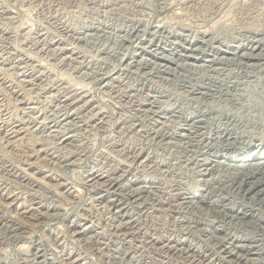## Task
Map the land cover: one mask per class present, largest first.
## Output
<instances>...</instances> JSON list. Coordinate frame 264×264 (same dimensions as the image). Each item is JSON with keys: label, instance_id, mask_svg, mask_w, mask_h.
<instances>
[{"label": "rangeland", "instance_id": "obj_1", "mask_svg": "<svg viewBox=\"0 0 264 264\" xmlns=\"http://www.w3.org/2000/svg\"><path fill=\"white\" fill-rule=\"evenodd\" d=\"M134 25L138 33L126 35ZM162 25L171 30V35L154 37ZM203 32L208 43L202 53L209 60L213 59L209 57L213 51L238 47L242 41L247 44L254 36L264 43V0H0V122L6 120L20 130L15 138L17 143L11 140L13 145L8 141V130L0 134V194L21 199L0 198V264H53L59 252L65 255L64 264H200L197 256L205 253L206 264H222L229 255L228 250L232 252L236 246L243 245L240 242L244 238L262 240L258 244L262 258L248 257L256 261L249 264H264V232L260 226L255 230L241 228L237 221L230 219L224 222L218 216L222 209L211 207L206 199L202 204L193 202L194 205H191L192 199L181 200V197L206 198L207 191H214L219 205L240 209L245 203L264 223V206H250L234 198L233 192L225 187L229 184L220 182L225 175L223 171L213 173L214 185L209 186L203 176V168L211 166L212 161L223 160L224 152L215 146L208 156L205 145L185 149L179 139L162 143L156 133L162 126L159 122L165 121L162 117L194 118L212 103L216 110H231L241 117L253 113L261 120L241 118L240 123L247 129H241L240 143L246 147L239 144L229 148L227 156L245 151L247 157L256 152L264 157V66L256 69V75L240 87L242 92L237 94L247 96L237 100L238 104L236 100L231 103L223 99L209 103L206 99L194 100L187 97V85L177 82L179 74L170 78L155 74L152 68L137 71L127 67L142 53V48L155 53L151 51L154 48L151 41L156 45L161 41L167 43L164 50L169 56L170 48L172 53H181V49L173 51L177 41L183 44V40L200 39ZM149 55L139 54L138 58L151 60L153 56ZM170 57L178 59L173 54ZM180 62L190 64L180 75L197 81L200 72L192 65L199 63ZM229 72L237 74V69ZM126 74L131 80L122 77ZM256 80L261 83H255ZM199 84H195V89L202 87ZM166 95L171 97L156 98ZM68 99L74 105L70 106ZM156 99L158 102L152 108ZM180 119H172L167 128L188 129ZM254 123L257 124L253 127ZM210 132L204 134L203 140ZM213 132L210 136L215 135ZM177 133L185 132L178 130ZM39 150L41 155L36 157ZM91 170L96 175L116 179L121 176L119 184L113 189L103 181L93 186L88 177ZM22 175L34 176L37 185L19 180ZM36 194L43 204L56 207L39 221L34 216L21 214ZM256 221L257 225L262 224ZM119 226L124 231H119ZM221 242L226 244L225 248ZM168 245L196 250L188 255L173 251L172 255ZM35 247L40 249L37 257L33 254ZM226 261L239 264L229 257Z\"/></svg>", "mask_w": 264, "mask_h": 264}, {"label": "bare ground", "instance_id": "obj_2", "mask_svg": "<svg viewBox=\"0 0 264 264\" xmlns=\"http://www.w3.org/2000/svg\"><path fill=\"white\" fill-rule=\"evenodd\" d=\"M25 1V0H24ZM206 1V0H204ZM32 2V1H31ZM60 2V1H59ZM196 2V1H195ZM247 2V1H246ZM164 3V1H163ZM209 3V2H208ZM191 4V2H190ZM253 4V3H252ZM148 6V5H147ZM188 7V6H187ZM239 7V6H238ZM200 8V7H199ZM203 8V7H202ZM206 9V8H205ZM209 9V8H208ZM187 10V9H186ZM210 10V9H209ZM227 10V9H226ZM238 10V9H237ZM215 11V10H214ZM2 12V11H1ZM188 12V11H187ZM57 13V12H56ZM122 14V13H121ZM199 14V13H198ZM101 15V14H100ZM227 15V14H226ZM235 15V14H234ZM233 15V16H234ZM186 17V16H185ZM199 17V16H198ZM184 21V20H182ZM189 21V20H188ZM220 22V21H219ZM237 22V21H236ZM231 23V22H230ZM67 24V23H66ZM161 25V24H160ZM192 25V24H191ZM128 26V25H127ZM206 26V25H205ZM208 29V28H207ZM171 31V30H170ZM169 30H167V27L165 25H162V26H159L157 31L154 33V37L155 36H162L165 34V36H167V34L171 35ZM190 31V30H189ZM17 32V31H16ZM179 32V31H178ZM193 32V31H192ZM191 32V33H192ZM136 33H138V29H137V26L134 25L130 31H128L126 33L129 34V35H135ZM190 33V34H191ZM199 33V32H198ZM213 33V32H212ZM152 34V33H151ZM194 34V33H193ZM196 34V32H195ZM176 36V35H175ZM188 36V35H187ZM192 36V35H191ZM199 36V35H198ZM206 32H203L200 34V39H193L191 40H183V44H181L182 42H173L177 45L176 49H173V51L175 52H180L179 54L177 53H172V51L170 49L169 52L171 53V55H166V52L164 50V46L167 45V43L165 44L164 42H160L158 43L157 45L155 43H153V41L150 42V45L151 47H154L153 49H151V51H154L155 50V53H150V51L147 50V48H142L143 51H141L142 53H138L136 57L133 58L132 62H129V64L127 65V67L129 69H134L136 68L137 71L140 69V70H143V69H148V68H152L154 73L156 74H159V76L161 75H165L166 77H170V76H176L177 74H179L177 78V82H184V86H186V88L188 89L187 90V97H192V99H206L207 102L208 101H213V102H217V100L219 99H223L225 100V102H228V103H231L233 101H237V100H240L243 99V98H246L247 94L245 96L243 94H237L238 91H241L242 90L240 89L241 86H243L244 83H246L245 81L246 80H249L250 78H252V75H254L256 72L255 70L256 69H263V66L264 64H261L264 58V43H263V40L261 41L260 39L259 40H256L255 36H254V39L253 40H250V42H248L247 44L244 43L243 41L238 45V47H233V46H228L226 48V50H223V51H216L214 52L213 51V54L209 57H213L212 60H209L208 59V56L207 54L205 53H202L206 50V43H208V40H206ZM258 36V34H257ZM77 37V36H76ZM129 37V36H128ZM164 37V36H163ZM168 37V36H167ZM165 37V38H167ZM189 37V36H188ZM187 37V38H188ZM212 37V36H211ZM264 37V36H263ZM130 38V37H129ZM153 38V37H152ZM216 38V37H215ZM125 40V39H124ZM152 40V39H151ZM86 42V41H85ZM127 42V40H126ZM159 42V41H158ZM219 43V42H218ZM188 45V47H187ZM200 45V46H199ZM95 46V45H94ZM220 46V45H219ZM144 47V46H143ZM150 47V46H149ZM195 47V48H194ZM94 48V47H93ZM222 48V47H221ZM181 49V50H180ZM183 49V50H182ZM225 49V48H224ZM178 50V51H176ZM180 50V51H179ZM61 51V50H60ZM59 51V52H60ZM209 51V50H208ZM48 52V51H47ZM199 52V53H197ZM123 53V52H122ZM150 54L151 57L153 56V58L151 60H149L150 58L148 56V58H143L145 54ZM37 54V53H36ZM142 55L143 57L141 59L138 58V55ZM173 56L174 57H178V59L176 58H171L170 56ZM149 55V56H150ZM64 56V55H63ZM43 57V56H42ZM139 59V60H136V59ZM204 58V60H203ZM176 59V60H175ZM84 60V59H83ZM124 60V59H123ZM201 61H203V64H200ZM180 61H184V62H192V63H199V65H192L195 70L199 71L200 73L199 74V78H197V81L194 79L193 81H189L188 79H191L190 77L188 76H181L180 72L181 71H184L185 69H187V67L190 65H182ZM124 63V62H123ZM224 67H227V68H232L231 70L232 71H235V69H237V74H234L232 72H229L231 70H226V68ZM115 70V69H114ZM192 70V69H191ZM193 70V71H195ZM112 71V70H111ZM127 71V70H126ZM130 71V70H129ZM149 71V70H148ZM257 71V70H256ZM113 72V71H112ZM117 72V71H116ZM153 73V72H152ZM110 74V73H109ZM145 74V72H144ZM193 74V73H192ZM195 74V72H194ZM214 74V75H212ZM258 74V73H257ZM84 75V74H83ZM256 75V74H255ZM147 76V75H146ZM155 76V75H154ZM263 76V75H262ZM126 79H128L129 77V74H126V76H122ZM120 77V78H122ZM131 77V76H130ZM129 77V79L131 80V78ZM141 77V76H140ZM153 76L151 75L150 78H152ZM180 77H183V79H181ZM188 77V78H187ZM100 78V77H99ZM120 78H117L118 80ZM148 78V77H147ZM155 78V77H154ZM171 78V77H170ZM175 78V77H174ZM175 78V79H176ZM6 79V78H5ZM28 79V78H27ZM123 79V78H122ZM163 79V78H162ZM188 81H187V80ZM256 79V78H255ZM264 80V77L262 78ZM115 80V79H114ZM125 80V79H124ZM134 80V79H133ZM154 82V79H152ZM170 80V79H169ZM192 80V79H191ZM232 80V81H231ZM235 80V81H234ZM237 80V82H236ZM260 80V78L258 79ZM262 80V81H263ZM158 81V80H157ZM175 81V80H173ZM234 81V82H233ZM241 81V82H240ZM261 81V80H260ZM256 80L255 83L257 84H260L261 82ZM6 82V81H4ZM163 82V81H162ZM165 82V81H164ZM170 82V81H169ZM172 82V81H171ZM176 82V83H177ZM200 83L199 85L202 86V87H199V88H196L195 89V84L197 83ZM260 82V83H259ZM10 83V82H8ZM129 83V82H128ZM127 83V84H128ZM158 83V82H157ZM173 83V82H172ZM179 83V84H180ZM123 85H126L124 84V82L122 83ZM160 84V83H159ZM169 84V83H168ZM171 84V83H170ZM263 84H264V81H263ZM121 85V84H120ZM143 85V84H142ZM176 85V84H174ZM8 86V85H7ZM144 86V85H143ZM183 86V85H182ZM256 86V85H255ZM159 87V86H157ZM142 88V87H141ZM264 88V87H263ZM119 89V88H118ZM140 89V88H139ZM143 89V88H142ZM120 90V89H119ZM148 91V90H147ZM146 91V92H147ZM150 91V89H149ZM232 91H234L235 93H232ZM11 92V91H10ZM40 92V91H39ZM122 92V91H121ZM127 92V91H126ZM157 92V91H156ZM263 92V91H262ZM31 93V92H30ZM132 93V92H131ZM69 94V93H68ZM72 94V93H71ZM81 94V93H80ZM85 94V93H84ZM83 94V95H84ZM148 94V93H147ZM161 94V93H160ZM121 95V94H120ZM134 95V94H133ZM28 96V95H27ZM73 96V94H72ZM66 97V96H65ZM64 97V98H65ZM84 97V96H83ZM171 96L170 95H166V96H163V97H156V98H170ZM180 97V96H179ZM178 97V98H179ZM264 97V96H263ZM63 98V97H62ZM77 98V97H76ZM80 98V97H79ZM85 98V97H84ZM82 98V99H84ZM128 98V97H127ZM131 98V97H130ZM249 98V97H248ZM73 99V98H72ZM72 99H68L66 100L67 103H70V106L71 105H74L72 104L73 103V100ZM187 99V98H186ZM153 100V99H152ZM205 100V101H206ZM263 100V99H262ZM80 101V100H79ZM178 101V100H177ZM189 101V100H188ZM204 101V102H205ZM158 100L156 99L155 101L152 102V108H155L153 107V105L156 106ZM162 102V100H161ZM255 104H256V101H254ZM65 103V102H64ZM63 103V104H64ZM160 103V102H159ZM189 103V102H187ZM202 103V102H201ZM209 103V102H208ZM219 103V102H218ZM242 103V102H240ZM84 104V103H83ZM86 104V103H85ZM133 104V103H132ZM138 104V103H137ZM178 104V103H177ZM212 103H210V105H207L205 111L203 113H201V115L199 116H196L194 118H188L186 116H182V115H179V116H175V117H167V118H161V119H164L165 121L163 122H159V124H161L162 126L159 127L157 130H156V133H158L160 135V138H161V141L162 143H164L165 141L167 140H178L179 139V142L180 143H184V146H185V149L186 147H191V146H195L197 148L201 147L202 145H205L204 148H206L207 150V154L208 156H210V153H211V147H215L217 146L218 148L217 149H220L224 152V159L222 160H216V161H212V164L210 166L207 165V167L203 168V172L205 171V174L203 176H206V179H207V182L209 183V186L210 184L212 185L213 182L215 181L214 179V175L213 173H220L221 174V171H223V179H220V182H223V183H227L229 184V186H225L227 187V190L229 191H232L233 194L236 196H234V198H239L240 201H244L246 202L248 205L250 204V206H254V205H262L264 206V157L262 155H257V152L255 155L253 156H245V151L244 152H241L239 153V151H237L238 153H233L231 156H227L229 153H230V150L229 148H232L236 145H239V144H242L240 143V141L242 140L241 136H240V131L241 129L244 127L246 128V125H243L240 123V120L242 121L241 118H243L244 120L249 119L250 120H253V121H256L254 120L253 118H257V120H260L259 118V115L257 114H253L251 113V116L248 117V115H246L245 117H241V116H238L239 114H236L233 113L231 110H225V111H219L216 110L214 108L213 105H211ZM237 104H238V101H237ZM245 104V103H244ZM4 105V104H3ZM161 105V103H160ZM176 105V104H175ZM180 105V104H179ZM178 105V106H179ZM182 105H183V102H182ZM240 107H241V104H239ZM131 106V105H130ZM129 106V107H130ZM140 106V105H139ZM172 106V105H171ZM200 106H202L200 104ZM238 106V105H237ZM236 106V107H237ZM30 107V106H29ZM78 107V106H77ZM85 107V106H84ZM149 107V106H148ZM180 107V106H179ZM205 107V106H204ZM225 107V106H224ZM38 108V107H37ZM69 108V107H68ZM250 108V107H249ZM252 108H255V107H252ZM76 109V108H75ZM247 109V107H246ZM34 110V109H33ZM179 110V109H178ZM244 110V109H243ZM147 111V110H146ZM150 111V110H149ZM155 112V110H153ZM162 111V110H161ZM169 111V110H168ZM245 111V110H244ZM243 111V112H244ZM9 112V111H8ZM158 112V111H157ZM189 112V111H188ZM192 112V111H191ZM195 112V111H194ZM193 112V113H194ZM249 112V110H248ZM246 112V113H248ZM148 114V112H146ZM183 112H181L182 114ZM191 113V114H193ZM260 113V112H258ZM77 114V113H76ZM155 114V113H153ZM174 114V113H173ZM150 115V113H149ZM169 115V114H168ZM175 115V114H174ZM261 115V114H260ZM84 116V115H83ZM151 116V115H150ZM160 116V115H159ZM166 116V115H165ZM192 116V115H191ZM161 117V116H160ZM185 117V118H184ZM263 117V116H261ZM22 118V117H21ZM175 118H178V119H183L184 120V123H186V126L188 127V129H176V130H170L168 129V124L167 123H172V119L174 120ZM187 118V119H186ZM201 118V119H200ZM160 119V118H159ZM160 119V120H161ZM180 119V120H181ZM186 119V120H185ZM205 119V123L203 120ZM263 119V118H262ZM23 121V120H22ZM21 121V122H22ZM102 121V120H101ZM159 121V120H158ZM261 121V120H260ZM177 122V121H176ZM183 122V121H182ZM71 123V122H70ZM191 123V124H190ZM245 123V122H244ZM248 123V122H247ZM245 123V124H247ZM259 123V121L257 122ZM257 123H254L253 124V127L255 124ZM23 124V123H22ZM75 124V123H74ZM158 124V125H159ZM175 124V123H174ZM178 124V123H176ZM183 124V123H182ZM260 124V123H259ZM25 125V124H24ZM249 125V124H248ZM125 126V125H124ZM132 126V125H131ZM170 126V125H169ZM182 127H185V125H181ZM251 126V125H250ZM248 126V127H250ZM27 127V126H26ZM173 127V126H172ZM256 127V126H255ZM243 128V129H244ZM262 128V127H261ZM124 129V128H123ZM129 129V128H128ZM247 129V128H246ZM245 129V130H246ZM264 129V128H263ZM4 130H8V134H6L8 136V141L10 140V143L12 142L11 140L17 138L19 135H20V130L15 127V126H11L10 123H8L6 120L5 121H2L0 122V134H2V132ZM178 130H183L185 133L181 134V133H177ZM27 131V130H26ZM172 131V132H170ZM208 131H211L210 133H214L213 131H215V135L214 136H210V133H209V137L205 140H203L202 137H204L206 133H208ZM260 131V130H259ZM64 132V131H63ZM247 132V131H246ZM245 132V133H246ZM250 132V131H249ZM253 132V131H252ZM255 132V131H254ZM244 133V134H245ZM253 134V133H252ZM251 134V135H252ZM257 134V133H256ZM4 135V134H3ZM246 135V134H245ZM244 135V136H245ZM248 135V134H247ZM260 135V134H259ZM251 137V136H250ZM249 137V138H250ZM253 137H255L253 135ZM248 138V139H249ZM252 138V137H251ZM4 139V138H2ZM20 139V138H18ZM17 139V140H18ZM68 140H64V142L68 143L67 142ZM138 141V140H137ZM16 142V139L15 141ZM13 142V143H14ZM71 142V141H70ZM70 142L68 145H70ZM160 142V141H159ZM177 142V143H179ZM8 145L7 147H11V145H13L11 143V145L6 142ZM17 143V142H16ZM168 144H170L171 142H166ZM166 143H165V146H166ZM246 143V142H245ZM58 144V143H57ZM173 144V142H172ZM15 145V144H14ZM18 145V144H17ZM164 145V144H163ZM243 147H246L244 146V144H242ZM241 145V146H242ZM161 146V145H160ZM180 146V145H179ZM110 147V146H109ZM167 148V147H166ZM171 148V147H170ZM184 148V147H183ZM216 148V147H215ZM257 148V147H256ZM8 149V148H7ZM21 149V148H20ZM59 149V148H58ZM188 149V148H187ZM196 149V148H195ZM35 150V149H34ZM184 150V149H183ZM243 149H241L242 151ZM7 151V150H6ZM9 151V150H8ZM12 151V150H11ZM62 151V150H61ZM71 151V150H70ZM262 151V150H261ZM36 157L37 156H40L41 155V150L39 151H36ZM189 152V151H187ZM198 152V151H197ZM76 153V152H75ZM128 153V152H127ZM190 153V152H189ZM213 153V152H212ZM264 154V150L262 152ZM17 154V153H16ZM43 154V153H42ZM200 154V153H199ZM194 155V154H193ZM198 156V155H197ZM195 156V159L196 157ZM262 156V157H260ZM133 157V156H132ZM184 157V156H183ZM191 157V156H190ZM111 158V157H110ZM187 158V156H186ZM200 158V157H199ZM205 158V157H203ZM1 159V158H0ZM58 159V158H57ZM134 159V158H133ZM188 159H190L188 157ZM186 159V160H188ZM47 160V159H46ZM114 160V159H113ZM200 160V159H199ZM245 160V161H244ZM66 161V160H65ZM61 162V161H60ZM72 162V161H71ZM207 162H208V159H207ZM187 163V162H186ZM242 163V164H240ZM41 164V163H40ZM71 164V163H70ZM207 164V163H206ZM183 165V164H182ZM120 166V165H119ZM149 166V165H148ZM176 167V166H175ZM201 167V166H200ZM203 167V166H202ZM107 168V167H106ZM200 169V168H199ZM93 170H91L89 172V182L95 186V184H99V182L103 181L104 184H106V186H108V188H115L117 187V185L119 184V181L121 178V176H116L118 177V179L114 178L113 176H103V175H96V172H92ZM202 171V170H201ZM108 172V171H107ZM117 172V171H116ZM175 173V172H174ZM201 173V172H200ZM18 174V173H17ZM16 174V175H17ZM103 174V173H102ZM115 174V173H114ZM112 174V175H114ZM125 174V173H124ZM132 174V173H131ZM177 174V173H176ZM27 175V174H26ZM34 175V174H33ZM110 175V174H109ZM153 175V174H152ZM15 176V175H14ZM24 175H22L23 177ZM214 176V177H213ZM17 177V176H16ZM19 178V180L25 182V183H28L30 184L32 181V183L30 185H37V180L34 179V176L33 178H30V177H23V178ZM32 177V175H31ZM110 177V178H109ZM209 177H212V180L211 179H208ZM36 178V177H35ZM106 178H108V180H105ZM38 179V178H37ZM205 179V181H206ZM218 179V178H217ZM209 180V181H208ZM206 182V183H207ZM231 182V183H230ZM34 183V184H33ZM102 183V182H101ZM205 183V182H204ZM47 184V183H46ZM62 184V183H60ZM145 184V183H144ZM203 184V183H202ZM222 184V183H221ZM226 184V185H227ZM214 185V184H213ZM58 186H60L58 184ZM103 186V185H102ZM1 187V186H0ZM3 187H4V184H3ZM32 187V186H31ZM98 187V186H97ZM147 188V186H145ZM207 187V186H206ZM205 187V188H206ZM8 188V186H7ZM59 188V187H58ZM209 189V188H207ZM211 189V187H210ZM209 189V190H210ZM224 189V188H223ZM225 190V189H224ZM8 191V190H7ZM138 191V190H137ZM141 191V190H140ZM207 191V190H206ZM61 192V191H60ZM111 192V191H110ZM153 192V191H152ZM214 192V191H213ZM213 192L211 193V191H207L205 196L206 198L203 196H196V197H189V198H183L181 197V200L183 201L184 199H192L191 200V203L193 202H197V203H201L202 204V201H204L206 199V201L209 200V205L211 207H214V208H220L222 209L221 211H219L220 215H218L220 218H223V221L226 222V219H230L231 222H235L237 221L239 224L238 226H241V228L243 227H248V228H253L256 230V228L259 227V229H261L260 231L261 232H264V223L261 222L262 220H260L261 218L257 217V215L255 216L256 213H254L253 209H251L250 207H247V205L244 203V204H241L240 205V209H237L236 207H231L229 209H226L223 206L219 205V202L218 200L216 201L217 199V195L213 194ZM231 192V193H232ZM2 193V192H1ZM6 193V191H5ZM9 193V192H8ZM35 193V192H34ZM69 195H75L74 192H68ZM116 193V192H115ZM135 193V192H134ZM230 193V192H229ZM14 194V192H13ZM46 195V194H45ZM19 196V194H18ZM40 196V195H39ZM39 196L36 195H32L31 196V199H29V206H26L25 210L23 213L21 214H24V215H31L32 217L34 216L35 220H41L43 218H46L45 216L49 215V211L51 210H54V208H56L55 206H50V205H45L43 204V202L41 201L42 198H40ZM44 196V195H43ZM68 196V195H67ZM129 196V195H128ZM221 196V195H220ZM14 197V196H12ZM12 197H10V195L8 194H0V198H4V199H11ZM16 197V201H19L21 200L20 197ZM14 197V198H15ZM24 197V196H23ZM66 197V196H65ZM70 197V196H69ZM200 197V198H198ZM22 198V197H21ZM138 198V197H137ZM163 198V197H162ZM25 199V198H24ZM27 199V200H28ZM149 199V198H148ZM172 199V198H171ZM175 199V198H174ZM224 199V197H223ZM226 199V198H225ZM236 199V200H237ZM26 200V199H25ZM95 200V199H94ZM116 200V199H115ZM178 200V199H177ZM24 201V200H23ZM152 201V200H151ZM230 201V200H229ZM1 202V201H0ZM227 202V201H226ZM236 202V201H235ZM147 203V202H146ZM161 203V202H160ZM186 203V202H185ZM3 204V203H2ZM23 205H27L26 203L22 202ZM107 204V203H106ZM184 204V203H183ZM187 204V203H186ZM232 204V203H231ZM10 205V203H9ZM114 207L116 208L115 204H113ZM149 205V204H148ZM175 205V204H174ZM191 205H194L191 204ZM2 206V205H1ZM11 206V205H10ZM37 206V207H36ZM104 206V205H103ZM106 206V205H105ZM104 206V207H105ZM154 206V205H153ZM199 206V205H198ZM228 206V205H227ZM232 206V205H231ZM122 207V206H121ZM150 207V206H149ZM3 208V207H2ZM114 208V209H115ZM154 208V207H153ZM191 208L195 209L193 206H191ZM18 209V207H17ZM183 210V209H182ZM198 210V209H197ZM214 210V209H213ZM261 210V209H259ZM258 210V211H259ZM113 211V210H112ZM118 212L121 211L120 209L117 210ZM116 211V212H117ZM181 211V210H180ZM114 212V211H113ZM149 212V211H148ZM218 212V211H217ZM260 212V211H259ZM18 213V212H17ZM261 213V212H260ZM23 215V216H24ZM114 215V214H113ZM212 215V214H211ZM264 215V214H263ZM18 216V215H17ZM44 216V217H43ZM260 216V214H259ZM5 217V216H4ZM4 217H2L1 219H4ZM31 217V218H32ZM95 218V217H94ZM110 218V217H109ZM5 219H8L5 217ZM257 219V221L261 222L262 224L261 225H257L255 223V220ZM122 220V219H120ZM140 220V219H139ZM201 221V220H200ZM217 221V220H216ZM256 221V222H257ZM6 222V221H5ZM9 223V222H8ZM114 223V222H113ZM200 223V222H199ZM221 223V222H220ZM15 224V223H14ZM126 225V223H124ZM141 224V223H140ZM222 226L224 223H221ZM2 225V223H1ZM220 225V224H219ZM225 225V224H224ZM227 225V224H226ZM232 225V223H231ZM12 226V225H11ZM10 226V227H11ZM114 226V224H113ZM112 226V227H113ZM192 226V225H191ZM221 226V225H220ZM32 227V226H31ZM134 227V226H133ZM118 228V227H117ZM126 228V227H125ZM164 228V227H163ZM231 228H234V226ZM19 229V228H18ZM116 229V228H115ZM114 229V230H115ZM128 229H131V228H128ZM191 229V228H190ZM224 229V228H223ZM119 231H124L122 228H120L119 226ZM218 230V229H217ZM220 230V229H219ZM12 231V230H11ZM14 232V231H13ZM117 232V231H115ZM217 232V231H215ZM222 232V231H219V233ZM258 232V230H257ZM76 233V232H75ZM127 233V232H125ZM124 233H122L123 236H126ZM130 233V232H129ZM136 233V232H135ZM16 234V233H15ZM79 234V232H78ZM113 234V233H112ZM189 234V233H188ZM128 236V235H127ZM138 236V235H137ZM253 236V235H252ZM255 236V235H254ZM263 236V235H262ZM118 237V236H117ZM136 237V236H135ZM223 237V236H222ZM126 238L122 239V243L125 241ZM152 239V238H150ZM121 240V239H119ZM136 241V240H135ZM262 240H258V239H254V238H251V239H241V242L243 245H240V246H236V250L234 249L232 252L229 251V254L228 256H224L225 258L223 259V263L222 264H228L226 263V258L229 257V259H234L237 263L239 264H249L251 262H256L253 258H257V257H261V252L262 250H259V248L261 247L260 245H258ZM127 242V241H126ZM152 242H155V241H152ZM168 242V241H167ZM224 242V241H223ZM223 242H221V244H223ZM129 243V242H128ZM228 243V242H227ZM231 243V242H230ZM244 243H248L247 245L244 244ZM250 243V244H249ZM229 244V243H228ZM262 244V243H261ZM105 245V244H104ZM140 245V243H139ZM175 245V244H174ZM174 245H168V249L172 252V255H173V251L174 252H182L184 254H192L194 253V249L188 247V248H185V249H182L181 247L179 246H174ZM224 245L226 244H223L221 247L222 248H225L223 247ZM232 245H235L232 243ZM153 246V244H152ZM208 246V245H207ZM219 246V245H218ZM108 247V246H107ZM163 247V246H162ZM230 247V246H229ZM235 247V246H234ZM264 247V246H263ZM37 247H35V252H33L34 256L37 257L38 253H39V250L36 249ZM155 248V247H154ZM212 248V247H211ZM199 249V247H198ZM263 249V248H262ZM196 250V249H195ZM129 251V250H128ZM165 251V250H164ZM168 251V250H167ZM205 251V250H204ZM42 252V251H41ZM203 252V251H202ZM206 252V251H205ZM204 252V253H205ZM165 253V252H164ZM219 253V251H218ZM224 253V252H223ZM175 254V253H174ZM206 254V253H205ZM204 255H198L196 261H199L200 264H206L207 260H206V256ZM226 254V255H227ZM242 254V255H240ZM44 255V254H43ZM179 255V254H178ZM186 255V256H187ZM195 255V254H194ZM40 256V254H39ZM42 256V255H41ZM65 255L63 254V252H59V256L58 258H55L54 261L52 262L53 264H64L65 262H63V257ZM166 256V255H165ZM253 257V258H249V257ZM115 257V256H114ZM118 257V256H117ZM176 257V256H175ZM194 257V256H193ZM44 258V257H43ZM134 258V257H133ZM170 258V257H169ZM181 258V257H180ZM258 258V259H259ZM262 258V257H261ZM172 259V258H171ZM59 260V261H58ZM135 260V259H134ZM188 260V259H187ZM214 260V259H213ZM221 260V259H220ZM166 261V259H165ZM177 261V260H176ZM195 259H194V262H196ZM116 262V261H115ZM164 263V261H163ZM69 264V263H68ZM73 264V263H71ZM165 264V263H164ZM168 264V263H167ZM218 264H220L218 262ZM254 264V263H253Z\"/></svg>", "mask_w": 264, "mask_h": 264}]
</instances>
